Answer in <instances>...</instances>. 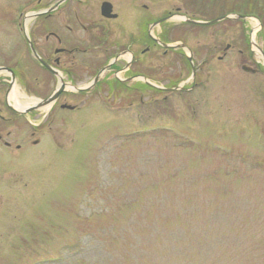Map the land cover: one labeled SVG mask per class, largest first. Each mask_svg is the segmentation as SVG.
I'll list each match as a JSON object with an SVG mask.
<instances>
[{
    "label": "rangeland",
    "instance_id": "374dc122",
    "mask_svg": "<svg viewBox=\"0 0 264 264\" xmlns=\"http://www.w3.org/2000/svg\"><path fill=\"white\" fill-rule=\"evenodd\" d=\"M37 1L0 0V34ZM140 1L156 17L169 5L194 20L255 13L253 34L264 23V0ZM175 19L151 34L168 30L199 63L200 29ZM231 40L208 36L206 49ZM145 46L138 70L151 83L203 84L137 91V121L121 128L135 136H109L93 112L34 161L0 171V264H264V82L216 61L188 82L182 54L142 56Z\"/></svg>",
    "mask_w": 264,
    "mask_h": 264
},
{
    "label": "flooded vegetation",
    "instance_id": "af4514ba",
    "mask_svg": "<svg viewBox=\"0 0 264 264\" xmlns=\"http://www.w3.org/2000/svg\"><path fill=\"white\" fill-rule=\"evenodd\" d=\"M172 9L164 6L156 17V7L140 0H38L29 3L19 18L7 19L8 33L0 34V171L7 173L34 161L48 142L54 143L53 134L64 133L93 112H102L109 136H135L137 130L121 128L127 116L137 121V91L190 94L203 84L179 88L178 80L161 82V86L151 83L150 72L145 70V75L138 70L137 50L143 42L142 56L155 49L163 56L182 54V63L190 71L188 82L215 61L238 66L241 79L264 82V23L254 34L249 24L258 19L257 14L231 9L214 19L195 20L200 24L185 23L200 29L202 60L197 63L195 53L184 43L180 49L165 48L171 41L168 30L150 34L152 25L161 21L159 26H164L183 16L181 7ZM235 35L239 44L232 43ZM208 36L213 40L231 36L232 40L213 45L209 53ZM235 50L239 65L237 58L232 60Z\"/></svg>",
    "mask_w": 264,
    "mask_h": 264
},
{
    "label": "water",
    "instance_id": "95a60500",
    "mask_svg": "<svg viewBox=\"0 0 264 264\" xmlns=\"http://www.w3.org/2000/svg\"><path fill=\"white\" fill-rule=\"evenodd\" d=\"M185 21L187 22V23H191V24H200L199 22H197V21H193V20H189V19H185ZM161 22V21H160ZM159 22V23H160ZM158 24V23H157ZM157 24H154L153 26H152V28H154ZM165 46V48H171V49H176V48H180L181 46H167V45H164Z\"/></svg>",
    "mask_w": 264,
    "mask_h": 264
}]
</instances>
